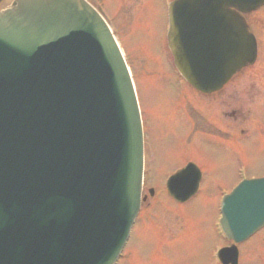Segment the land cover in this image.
<instances>
[{"label": "water", "instance_id": "1", "mask_svg": "<svg viewBox=\"0 0 264 264\" xmlns=\"http://www.w3.org/2000/svg\"><path fill=\"white\" fill-rule=\"evenodd\" d=\"M264 0H177L168 45L199 91L220 90L254 62L239 13ZM106 24L84 0H15L0 13V264H112L139 211L141 123L131 79ZM170 178L179 202L198 187ZM236 243L264 227V179L223 202ZM235 264L237 251L226 250Z\"/></svg>", "mask_w": 264, "mask_h": 264}, {"label": "rangeland", "instance_id": "2", "mask_svg": "<svg viewBox=\"0 0 264 264\" xmlns=\"http://www.w3.org/2000/svg\"><path fill=\"white\" fill-rule=\"evenodd\" d=\"M90 1L112 27L130 68L147 141L146 201L119 264H215L224 242L218 199L239 182L238 168L248 178L264 176V8L246 15L259 44L257 63L221 92L204 96L173 69L163 37L167 0ZM187 162L201 168L202 181L198 194L180 206L164 185ZM238 248L239 264H264V230Z\"/></svg>", "mask_w": 264, "mask_h": 264}, {"label": "flooded vegetation", "instance_id": "3", "mask_svg": "<svg viewBox=\"0 0 264 264\" xmlns=\"http://www.w3.org/2000/svg\"><path fill=\"white\" fill-rule=\"evenodd\" d=\"M225 115V114H224Z\"/></svg>", "mask_w": 264, "mask_h": 264}]
</instances>
